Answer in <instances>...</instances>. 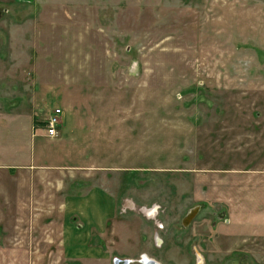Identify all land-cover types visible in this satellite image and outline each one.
<instances>
[{"label": "rangeland", "instance_id": "1", "mask_svg": "<svg viewBox=\"0 0 264 264\" xmlns=\"http://www.w3.org/2000/svg\"><path fill=\"white\" fill-rule=\"evenodd\" d=\"M56 108L40 164L113 214L23 213L11 185L0 264H264V0H0V160L47 157ZM129 202L161 206V249Z\"/></svg>", "mask_w": 264, "mask_h": 264}, {"label": "crops", "instance_id": "2", "mask_svg": "<svg viewBox=\"0 0 264 264\" xmlns=\"http://www.w3.org/2000/svg\"><path fill=\"white\" fill-rule=\"evenodd\" d=\"M42 135L44 138L46 137L44 130L42 134L40 133L38 135V140L36 144H34L33 134L31 137H28L27 133H25V136L28 137V141L38 148V154L47 157L36 159L35 151H31L29 158L12 157L7 160H0V198L5 199V197H7L9 199H15L14 194L9 192L11 185H13L14 190L12 188L11 191L17 192V199H22L17 203V205L19 204L17 208L23 209V213H35L33 210L37 209L41 214H51L56 220L61 217L62 222L67 221L72 215L78 216L82 222H105L109 220V216L113 214V209L105 200L98 202L95 200L91 201L90 197H88L89 194L82 198L83 201L85 199L88 201L79 203V199L78 202H76L75 198L68 192L69 187L66 190V184L75 182L74 180L78 176L73 175L75 177L72 178L71 174H66L64 170L66 168L64 167H58L59 171L56 172L50 169L51 166L40 164L41 161L52 159L53 156L58 158L57 154L53 153L49 147H47V140H45ZM20 166L26 169L18 175L15 168ZM79 179H81V177ZM83 179L86 180L87 178L83 177ZM36 203L39 205L35 206ZM51 221L53 222L54 220L51 219ZM71 231H74L73 228ZM85 237H87V241L89 235L86 233ZM68 239L74 240L76 238L71 235ZM70 244L73 245L74 243Z\"/></svg>", "mask_w": 264, "mask_h": 264}, {"label": "flooded vegetation", "instance_id": "3", "mask_svg": "<svg viewBox=\"0 0 264 264\" xmlns=\"http://www.w3.org/2000/svg\"><path fill=\"white\" fill-rule=\"evenodd\" d=\"M144 206L143 205H136L133 202H129L128 205L121 208L120 212H121V214H125L127 211H132V212H135V214H137L141 218H143L147 221H150L153 224V226L155 227V230L157 231L154 234H152V237H151L152 244H153L154 248L161 249L163 246V240L160 237V234L158 231L163 230L164 225L162 224V222L158 218L160 216V209H162V208H161V206H158L157 204H153L151 206H146L150 210L146 209L143 212L142 208ZM201 208H202L201 205H198L195 208L191 209L189 211V213L182 219V223L180 225L181 228L189 226L192 223V221L196 218V216L200 212ZM238 255H239V252H233V254H232L233 258L237 257ZM194 257H195L194 264H204L205 258L200 252L195 250L194 251ZM111 264H167V263H164L161 260H159L158 258L151 256L147 252H140L136 258L117 257L116 256L112 259Z\"/></svg>", "mask_w": 264, "mask_h": 264}, {"label": "built area", "instance_id": "4", "mask_svg": "<svg viewBox=\"0 0 264 264\" xmlns=\"http://www.w3.org/2000/svg\"><path fill=\"white\" fill-rule=\"evenodd\" d=\"M62 110L59 108L54 109L50 116L46 119L44 125V134L48 138H55L58 134L59 127L61 126Z\"/></svg>", "mask_w": 264, "mask_h": 264}, {"label": "bare ground", "instance_id": "5", "mask_svg": "<svg viewBox=\"0 0 264 264\" xmlns=\"http://www.w3.org/2000/svg\"><path fill=\"white\" fill-rule=\"evenodd\" d=\"M155 212V211H154ZM148 215V214H147ZM191 215V214H190ZM149 216V215H148ZM151 218V217H150Z\"/></svg>", "mask_w": 264, "mask_h": 264}]
</instances>
